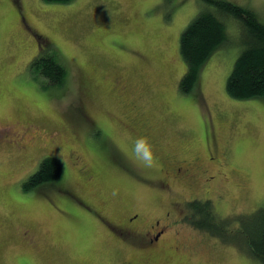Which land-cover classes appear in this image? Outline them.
<instances>
[{
    "label": "rangeland",
    "instance_id": "obj_1",
    "mask_svg": "<svg viewBox=\"0 0 264 264\" xmlns=\"http://www.w3.org/2000/svg\"><path fill=\"white\" fill-rule=\"evenodd\" d=\"M229 1L264 23V0ZM204 8L215 10L203 0H0V264H260L183 218L195 198L220 216L264 205V100L225 90L242 50L235 18L222 17L227 42L193 89L178 87L179 36ZM41 47L65 67L62 85L29 72ZM140 135L152 168L131 158ZM45 156L60 160L61 179L23 191ZM135 211L137 227L163 226L157 241L114 234Z\"/></svg>",
    "mask_w": 264,
    "mask_h": 264
},
{
    "label": "trees",
    "instance_id": "obj_2",
    "mask_svg": "<svg viewBox=\"0 0 264 264\" xmlns=\"http://www.w3.org/2000/svg\"><path fill=\"white\" fill-rule=\"evenodd\" d=\"M66 3L70 0H44ZM215 10L204 8L179 36V53L185 71L179 79L180 92H190L199 71L209 57L227 42L224 16L239 22L242 50L234 60L225 83L226 93L235 99L264 100V23L254 11L229 0H203ZM49 46V45H48ZM29 72L42 87L62 85L66 69L50 48L41 50L29 64ZM62 164L55 156H45L37 169L22 183L23 191L55 184L62 177ZM184 219L194 228L208 232L222 243H231L264 264V205L250 213L220 216L210 199L195 198L185 203Z\"/></svg>",
    "mask_w": 264,
    "mask_h": 264
},
{
    "label": "flooded vegetation",
    "instance_id": "obj_3",
    "mask_svg": "<svg viewBox=\"0 0 264 264\" xmlns=\"http://www.w3.org/2000/svg\"><path fill=\"white\" fill-rule=\"evenodd\" d=\"M96 211H97V214L99 215V217L102 219V221H100V220L99 221L102 222L103 224H104V222H107V226L109 227V223L110 222L106 218V215L101 213L100 210H98V209ZM141 218H142L141 213L140 212H136V211L133 212L131 215L130 214L127 215V217L125 216L124 222L121 223V225H119V229H120V227L122 228L121 231H116L114 234H116V236L120 239V241H122L124 243H126V236L130 234L129 235V237H130L132 233H133L132 234L133 236H138V237L142 236V234L151 233V235H149V237L151 236L149 238V242L153 243L154 241H157L161 237L162 233L164 232L163 226H160L154 232L149 231L147 229V227H145V229H142V227H144L145 224H141L140 227L136 226V224H138L140 222ZM158 223H159V221L156 218L155 221H154V224L157 225ZM25 230H28V229L26 228Z\"/></svg>",
    "mask_w": 264,
    "mask_h": 264
},
{
    "label": "clouds",
    "instance_id": "obj_4",
    "mask_svg": "<svg viewBox=\"0 0 264 264\" xmlns=\"http://www.w3.org/2000/svg\"><path fill=\"white\" fill-rule=\"evenodd\" d=\"M130 155L143 168H152L155 164L151 144L146 136L140 135L134 139Z\"/></svg>",
    "mask_w": 264,
    "mask_h": 264
}]
</instances>
